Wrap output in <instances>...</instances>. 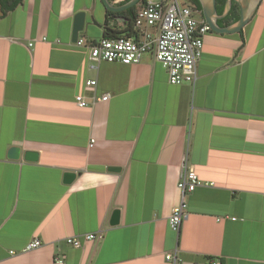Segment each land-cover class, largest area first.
<instances>
[{"label":"crops","instance_id":"0c3cea01","mask_svg":"<svg viewBox=\"0 0 264 264\" xmlns=\"http://www.w3.org/2000/svg\"><path fill=\"white\" fill-rule=\"evenodd\" d=\"M127 9L22 0L0 17V264L57 253L64 264H264V0L239 32L203 37L192 85L169 84L151 54L89 67L71 41L74 15L85 13L77 38L90 44L136 36ZM183 158L199 185L175 232ZM95 233L80 248L64 241Z\"/></svg>","mask_w":264,"mask_h":264},{"label":"built area","instance_id":"2783aa9c","mask_svg":"<svg viewBox=\"0 0 264 264\" xmlns=\"http://www.w3.org/2000/svg\"><path fill=\"white\" fill-rule=\"evenodd\" d=\"M141 8L133 18L134 37L119 36L100 38L90 44H85L77 38V46H85L88 50L89 67L94 69L100 62L132 65L139 63L143 56L151 54L167 74L171 85H192L196 80L197 62L201 57L203 37L211 32L203 18L197 17L198 12L186 0H141ZM95 80H87L85 87L93 88ZM109 94L94 98L91 104L105 102ZM75 104L84 108L89 103L84 97L75 96ZM93 143V140H91ZM199 185L197 176L188 167L185 158L182 160L177 189L179 201L172 208L168 219L169 228L179 230L182 220L186 217V196ZM102 233L84 234L65 238V243L72 248H80L86 241H97ZM41 246L39 240L30 242L25 250ZM12 254V252H10ZM168 261H175V255L165 256ZM65 256L53 255V264H64ZM211 264H218L212 262Z\"/></svg>","mask_w":264,"mask_h":264},{"label":"water","instance_id":"95a60500","mask_svg":"<svg viewBox=\"0 0 264 264\" xmlns=\"http://www.w3.org/2000/svg\"><path fill=\"white\" fill-rule=\"evenodd\" d=\"M106 10L117 12L125 10L129 7L134 6L139 0H130L129 2L120 5V6H112L109 4L107 0H101ZM201 2V14L204 21L209 25L212 32L217 34H232L239 32L246 23L252 18L254 13L256 12L261 0H225V5L223 9L222 16H218L216 13V0H199ZM232 3H235L239 7V18L238 20L225 27H219L217 25V19L223 18L226 16L231 8ZM92 23L94 25L95 22ZM85 24V13L78 12L73 17V25L71 30V41L75 42L78 37V33L83 31ZM19 153L18 148H11L8 152V158L15 159L17 158ZM24 159L27 161H35L36 160V153L34 152H25ZM111 171H115V168H109ZM73 173H66L64 175V181L69 182L73 179ZM118 219V212L114 211L111 219V224H117Z\"/></svg>","mask_w":264,"mask_h":264},{"label":"trees","instance_id":"16d2710c","mask_svg":"<svg viewBox=\"0 0 264 264\" xmlns=\"http://www.w3.org/2000/svg\"><path fill=\"white\" fill-rule=\"evenodd\" d=\"M22 0H0V17L6 15L9 11L13 10L17 5L21 3ZM130 0H123L120 4L127 3ZM188 3L193 4L197 9L200 10V3L198 0H186ZM225 5V0H217L216 9L218 14L223 13ZM130 13V16L128 17V20L131 21L134 18V7H131L127 9ZM125 12H119V14H124ZM107 14H110L109 11H107ZM118 14V13H116ZM239 18V7L237 4L232 3L231 8L226 16L223 17V19L219 20L217 25L219 27H225L229 26L233 23H235ZM106 29V28H105ZM107 34L103 35L102 38L107 37Z\"/></svg>","mask_w":264,"mask_h":264},{"label":"flooded vegetation","instance_id":"af4514ba","mask_svg":"<svg viewBox=\"0 0 264 264\" xmlns=\"http://www.w3.org/2000/svg\"><path fill=\"white\" fill-rule=\"evenodd\" d=\"M199 1V0H198ZM200 3V2H199ZM215 4H217V0H216V3ZM192 6H193V8L197 11V12H200L201 11V8H200V10L199 9H197L193 4H192ZM216 6V5H215ZM216 13H217V9H216ZM223 14V13H222ZM222 14H218L217 13V15L218 16H222ZM221 19H223V18H219V19H217V23H218V21L219 20H221Z\"/></svg>","mask_w":264,"mask_h":264},{"label":"rangeland","instance_id":"374dc122","mask_svg":"<svg viewBox=\"0 0 264 264\" xmlns=\"http://www.w3.org/2000/svg\"><path fill=\"white\" fill-rule=\"evenodd\" d=\"M156 1H160V0H156ZM211 33H212V31H211ZM208 35H209V33L207 35H205V36H208Z\"/></svg>","mask_w":264,"mask_h":264}]
</instances>
